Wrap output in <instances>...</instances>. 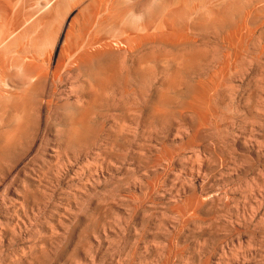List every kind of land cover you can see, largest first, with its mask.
Here are the masks:
<instances>
[{"label": "rangeland", "instance_id": "1", "mask_svg": "<svg viewBox=\"0 0 264 264\" xmlns=\"http://www.w3.org/2000/svg\"><path fill=\"white\" fill-rule=\"evenodd\" d=\"M39 1L0 0V30ZM99 18L87 89L42 85L22 136L0 132V264H264V0Z\"/></svg>", "mask_w": 264, "mask_h": 264}, {"label": "bare ground", "instance_id": "2", "mask_svg": "<svg viewBox=\"0 0 264 264\" xmlns=\"http://www.w3.org/2000/svg\"><path fill=\"white\" fill-rule=\"evenodd\" d=\"M64 6L68 9L78 7L68 22L65 15L61 16ZM100 7L101 0H45L38 3L36 9L17 17L7 29L0 30V132L6 141L22 136L21 128L28 123L37 102L48 103V99L40 97L42 85L49 83L56 88L77 74L81 91L87 89L83 85V66L97 50L110 44L105 36L94 33L101 21ZM115 36L111 38L113 45L117 41ZM133 38L134 35H130L126 40Z\"/></svg>", "mask_w": 264, "mask_h": 264}]
</instances>
